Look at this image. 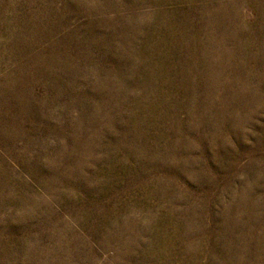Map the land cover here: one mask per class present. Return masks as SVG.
Listing matches in <instances>:
<instances>
[{
  "label": "rangeland",
  "instance_id": "374dc122",
  "mask_svg": "<svg viewBox=\"0 0 264 264\" xmlns=\"http://www.w3.org/2000/svg\"><path fill=\"white\" fill-rule=\"evenodd\" d=\"M0 264H264V0H0Z\"/></svg>",
  "mask_w": 264,
  "mask_h": 264
}]
</instances>
